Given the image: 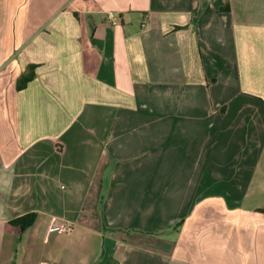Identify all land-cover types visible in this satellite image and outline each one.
I'll return each mask as SVG.
<instances>
[{
	"label": "crops",
	"instance_id": "crops-1",
	"mask_svg": "<svg viewBox=\"0 0 264 264\" xmlns=\"http://www.w3.org/2000/svg\"><path fill=\"white\" fill-rule=\"evenodd\" d=\"M263 209L264 0H0V264H264Z\"/></svg>",
	"mask_w": 264,
	"mask_h": 264
},
{
	"label": "trees",
	"instance_id": "trees-1",
	"mask_svg": "<svg viewBox=\"0 0 264 264\" xmlns=\"http://www.w3.org/2000/svg\"><path fill=\"white\" fill-rule=\"evenodd\" d=\"M34 67L35 66H32L31 67L32 68L31 71L22 78V81H21V84H20L21 87L24 86L27 83V81L29 80V78H31L33 76ZM262 211L264 212V209ZM37 216H38L37 212L25 213L23 215H20L18 217H15V218L11 219L9 221V225L10 226L19 227V231L21 232V231H24L29 226H31L36 221Z\"/></svg>",
	"mask_w": 264,
	"mask_h": 264
}]
</instances>
